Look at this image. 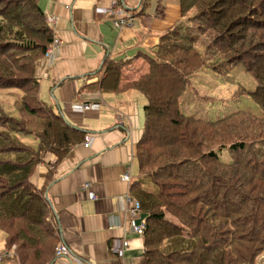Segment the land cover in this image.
I'll return each mask as SVG.
<instances>
[{"label":"trees","instance_id":"1","mask_svg":"<svg viewBox=\"0 0 264 264\" xmlns=\"http://www.w3.org/2000/svg\"><path fill=\"white\" fill-rule=\"evenodd\" d=\"M178 5L179 22L145 55L147 72L124 86L146 100L129 191L145 221L135 264H255L264 254V115L238 110L210 122L185 115L181 105L192 74L225 76L241 64L256 87L232 97H248L264 114V0ZM52 41L36 0H0V89L22 92L17 118L0 111V231L4 253H13L0 264L49 263L56 236L29 180L47 154L60 161L85 138L37 97V67ZM124 65L105 60L99 90H118ZM18 135H31L37 148ZM222 151L230 163L219 160Z\"/></svg>","mask_w":264,"mask_h":264},{"label":"crops","instance_id":"2","mask_svg":"<svg viewBox=\"0 0 264 264\" xmlns=\"http://www.w3.org/2000/svg\"><path fill=\"white\" fill-rule=\"evenodd\" d=\"M112 1L36 0L45 18L56 19L51 30L60 42L51 60L37 67V97L69 126L84 131L89 142L87 148L84 141L75 145L60 161L47 154L30 177L46 201L47 222L56 236L48 264H133L143 254V238L131 228L144 215H132V203L125 198L137 201L129 191L137 178L135 145L146 100L124 86L147 72L145 55L179 22L181 11L178 0H149L146 7L145 0H117L131 20L118 29L110 17ZM105 60L126 62L114 92L99 90ZM18 139L37 148L35 139ZM125 174L128 183L122 180ZM121 240L128 242L122 259L108 250ZM58 245L67 257L56 255Z\"/></svg>","mask_w":264,"mask_h":264},{"label":"rangeland","instance_id":"3","mask_svg":"<svg viewBox=\"0 0 264 264\" xmlns=\"http://www.w3.org/2000/svg\"><path fill=\"white\" fill-rule=\"evenodd\" d=\"M144 63L146 64V61ZM190 82L192 89L185 95L184 103L181 105V111L185 115L210 122L223 119L238 110L249 111L258 117L264 115L248 97L240 95L232 97L238 88L251 91L256 87L255 80L244 71L241 64L233 67L225 76H218L207 69H200L192 74ZM198 95L208 99H198ZM21 96L22 92L19 90L0 89V111L16 118L17 113L12 105ZM20 137L24 143L35 141L31 135H20ZM218 157L225 164L231 161L225 151L219 153ZM4 238L5 235L0 231V255L4 253ZM12 254L11 249L8 257ZM4 264H11V262L6 261ZM255 264H264V254L257 258Z\"/></svg>","mask_w":264,"mask_h":264},{"label":"built area","instance_id":"4","mask_svg":"<svg viewBox=\"0 0 264 264\" xmlns=\"http://www.w3.org/2000/svg\"><path fill=\"white\" fill-rule=\"evenodd\" d=\"M112 3L113 4H112V9L110 10V17H111L113 26L115 28H118V29H122L123 27L130 26L131 20L125 16L124 9H122V7H120L118 5L117 0H113ZM45 21H46L47 26L50 29H51V26L56 23V19L53 17H47V18H45ZM59 45H60L59 40H57L56 38H53L52 44L47 48V50L45 52V55H44L45 60H47V61L51 60L52 56L55 53V50L58 48ZM84 108L88 110L91 108H96V106L86 105V106H84ZM84 142H85L84 147L87 148L89 145L88 139L86 138V140ZM122 180L127 182V183L130 182L129 174L123 175ZM84 188L85 189L88 188V185H85ZM125 199L128 202L132 203V209H131L132 215L139 216L141 209H140V205H139L138 201H131L130 198H128V197H126ZM131 230L135 235L142 237L143 233L145 231L144 219L142 217L141 218L139 217L138 223L136 225L133 224ZM127 247H128V242L125 240H121V241L110 243L108 250H109V252H111L115 256H118V257H120V259H122L123 253ZM55 253L57 256H60V257H62V256L67 257L68 256L67 251H65V249L61 245H58L56 247ZM8 256H9L8 253H2V255H0V260L3 257H8ZM133 264H135V263H133Z\"/></svg>","mask_w":264,"mask_h":264}]
</instances>
